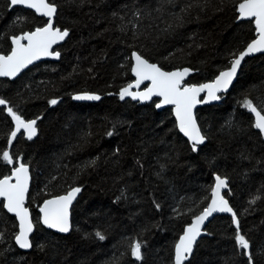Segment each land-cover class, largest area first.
Returning a JSON list of instances; mask_svg holds the SVG:
<instances>
[{"label": "trees", "instance_id": "1", "mask_svg": "<svg viewBox=\"0 0 264 264\" xmlns=\"http://www.w3.org/2000/svg\"><path fill=\"white\" fill-rule=\"evenodd\" d=\"M49 2L57 5L55 26L69 30L55 48L60 59L0 78V98L8 102L0 107V179L20 163L29 166L25 204L35 225L31 249L21 251L14 243L17 221L0 202V264H173L174 246L207 206L214 175L227 179L224 196L250 241L252 264H264V136L245 106L251 100L264 108V54L244 58L224 98L196 110L206 137L196 151L170 108L157 111L154 100L141 105L119 95L133 80V51L166 71L191 69L185 84L211 81L255 37L252 20H237L241 0ZM8 3L0 0L2 55L12 37L46 23ZM85 92L101 99L72 100ZM8 107L24 120L39 117L33 139L20 133L8 147ZM4 150L13 163L2 159ZM74 187L81 191L70 232L41 226V203ZM97 231L106 238L99 240ZM205 231L185 264H249L231 217L216 216ZM134 242L142 244V260L131 256Z\"/></svg>", "mask_w": 264, "mask_h": 264}, {"label": "snow or ice", "instance_id": "2", "mask_svg": "<svg viewBox=\"0 0 264 264\" xmlns=\"http://www.w3.org/2000/svg\"><path fill=\"white\" fill-rule=\"evenodd\" d=\"M10 5H23L35 9L37 13L49 19L44 27H38L32 32L24 33L22 36L12 37L15 46L11 53L7 56L0 54V76H15L22 68L41 56L54 55L59 57V52H52L50 49L57 41H62L69 35L68 29L61 30L59 27H54L52 18L57 13V5L54 2H49V0H10ZM237 11L239 13L238 19H249L254 22L257 36L247 45L244 51L240 52L232 60L231 67L226 71L220 72L212 83L199 86H184L182 88L181 82L190 72V69L185 68L182 71L165 72L156 64L149 63L140 54L136 52L132 53L135 59L132 71L137 77L135 81L136 86L138 87L144 80H150L151 86L146 88L145 91L137 93L130 91L132 87L130 84L127 88L121 90L120 99L123 100L126 96H131L133 99L138 98L141 101H146L151 99L153 95H158L163 97V99L160 103L156 104L157 108H160L162 104L175 105L179 129L192 142L193 151H196L197 146L204 143L206 139L201 133V129L197 125L192 111L196 104L204 102L197 99L199 93L207 89V99H220L216 93L228 88L245 56L252 53L264 52V0H241L238 3ZM22 39H26L27 44H22L20 42ZM73 99L99 100L100 96L86 93L76 95ZM7 103L6 100L0 98V105H7ZM50 103L55 105L57 100L53 99ZM245 106L255 114L254 127L264 135V114H262L264 108L258 110L251 100H246ZM7 112L15 121V130L11 133L12 138H15L21 129L25 130L28 139H32L37 135L36 120H24L11 107L7 108ZM113 134V132L108 133L109 136ZM2 159L9 164L13 163V157L8 150L2 152ZM13 177L15 178V183H11ZM215 179L216 184L212 189L211 204L200 215L195 217L193 223L188 225L184 230V234L180 236L179 241L175 244L174 264H185L190 259L197 238L201 235V226L214 212L232 213L233 222L237 225L236 243L246 250L249 264H252V255L247 251L250 248V241L240 234L236 213L228 205V201L220 195V190L228 186L227 179L220 176H216ZM28 181L29 169L24 163H20L18 167H14L11 176H5L3 179H0V197L5 199L3 206L9 212L14 213L19 219V232L15 235L14 239L16 244L22 249H30L32 247L29 234L33 231V224L29 215V209L24 206L28 191ZM80 191L79 187L73 188L67 195L45 200L43 207L40 208V211L43 213V223L49 228L57 229L59 232L68 233L71 228L69 206ZM156 207L159 208V205L157 204ZM95 235L101 241L106 238L100 231H97ZM141 249V242H134L131 245V256L138 261L143 258Z\"/></svg>", "mask_w": 264, "mask_h": 264}, {"label": "water", "instance_id": "3", "mask_svg": "<svg viewBox=\"0 0 264 264\" xmlns=\"http://www.w3.org/2000/svg\"><path fill=\"white\" fill-rule=\"evenodd\" d=\"M8 4H9V9H11V8H14V7H20V8H23V9H26V10H30V11H32L34 14H35V16H38V17H43V18H45V20H46V23H45V25L47 24V22H48V17H46V16H43L42 14H40V13H37L36 11H35V9H31V8H28V7H26V6H23V5H16V6H11L10 5V0H8ZM237 8H238V5H237ZM237 8H236V12H237V20L238 21H243V20H249V19H238V16H239V13H238V11H237ZM56 15V14H55ZM53 19V24H54V27H56L55 26V16L52 18ZM45 25H43V26H41V27H44ZM253 26H254V28H255V25H254V22H253ZM36 28H34V30H35ZM34 30H32V31H34ZM32 31H28V32H32ZM25 33H27V32H25ZM254 34H255V37L253 38V39H255L256 38V36H257V33H256V31L254 30V32H253ZM24 34V33H23ZM22 34V35H23ZM22 35H20V36H22ZM68 37V36H67ZM67 37H65V39L64 40H62V41H57L55 44H53L52 45V47H51V49H50V51H52V52H58V51H56L55 50V48L57 47V46H60L61 44H63L64 43V41L66 40V38ZM252 39V40H253ZM251 40V41H252ZM250 41V42H251ZM22 44H27V40L26 39H22L21 41H20ZM249 42V43H250ZM248 43V44H249ZM247 44V45H248ZM247 45H245V47L243 48V50L242 51H244L245 49H246V47H247ZM15 45L13 44V41L11 42V49H10V51L5 55V56H7V55H9L10 53H11V51H12V49H13V47H14ZM241 51V52H242ZM133 52H136V51H133ZM133 52H131V76H132V78H133V80H132V82H130L129 84H127L126 86H124L123 88H127L128 87V85H132V87H131V89H130V91L131 92H143V91H145V89L146 88H148V87H150L151 86V81L150 80H144V81H142L141 83H140V85L137 87L136 86V83H135V81H136V79H137V77H136V74L132 71V68H133V66L135 65V59L133 58V56H132V53ZM137 53V52H136ZM258 54H264V52H257V53H252V54H249V55H247V56H245V58H249V57H251L252 58V56H255V55H258ZM239 54H237L236 56H238ZM144 58V57H143ZM60 59V55H59V57H56V56H54V55H49V56H41L39 59H36V60H33V62L31 63V64H28L26 67H24V68H22L15 76H0V78H6V79H9V80H13V79H15V78H17L20 74H22L23 72H25L28 68H30V67H32V66H34V65H36L37 63H39V62H42V61H58ZM232 62V61H231ZM243 62H244V59L241 61V65H240V67L242 66V64H243ZM149 63H151V62H149ZM152 64H156V63H152ZM157 65V64H156ZM158 66V65H157ZM159 67V66H158ZM231 67V63H230V65L226 68V69H224V70H222V71H226V70H228L229 68ZM240 67L237 69V73H236V76L233 78V80H232V82H231V84L228 86V88L226 89V90H224V89H222V90H220V91H218L217 93H216V95L217 96H219L220 97V99H218V100H211V99H207V97H208V90L207 89H205L203 92H200L199 93V95L197 96V99L198 100H202V101H204L203 103H198V104H196L195 105V107L192 109V111H193V115L195 116V119H196V110L198 109V108H200V107H203V106H207V105H213V104H217V103H219L223 98H224V95L226 94V93H228L229 92V90L231 89V87H232V84L235 82V80H236V78H237V75H238V73H239V70H240ZM186 68V67H185ZM185 68H181V69H174V70H170V71H166V70H163L162 68V70L163 71H165V72H174V71H182L183 69H185ZM187 69H189V68H187ZM221 71V72H222ZM192 73H193V71L190 69V72L183 78V80H182V82H181V87L183 88L184 86H192V85H189V84H185V82L189 79V77L192 75ZM220 74V72H218V74L211 80V81H207V82H205V83H202V84H209V83H212L215 79H216V77L218 76ZM202 84H193V85H195V86H199V85H202ZM122 88V89H123ZM121 89V90H122ZM121 90H120V92H121ZM120 92H119V95H120ZM82 94H86V92L85 93H78V94H74L73 96H72V100L74 101V102H83V103H92V102H98L100 99H101V96L100 95H98V94H95V95H98V96H100V99L99 100H75V99H73V97L74 96H76V95H82ZM87 94H94V93H87ZM125 99H129V100H131V102H137L138 104H147V103H151L153 100L155 101V108H156V110L157 111H160V110H164L165 108H170L171 109V113H172V116H173V118H174V120H175V123H176V127H177V130H178V132L188 141V143L192 146V142L188 139V137L187 136H185L184 135V133L183 132H181L180 131V129H179V126H178V120H177V117H176V114H175V105H173V104H162L161 105V107L160 108H157L156 107V104H158V103H160L161 102V100L163 99V97H160V96H158V95H153L152 97H151V99H149V100H146V101H141V100H139L138 98L137 99H133L131 96H126L125 98H124V100ZM3 106H5V105H0V107H3ZM249 110V109H248ZM250 113H251V115H252V117H253V120H254V122L253 123H255V120H256V117H255V114L253 113V112H251L250 111ZM31 120H36V121H38L39 119H31ZM27 121V120H26ZM196 122H197V119H196ZM36 125H37V123H36ZM197 125H198V122H197ZM199 126V125H198ZM15 130V121L13 120V128H12V131L10 132V135H9V138H8V147H11V144L15 141V139L17 138V136L20 134V133H24V135H25V137L26 138H28L27 137V133L25 132V130H23V129H21L20 130V132H18L17 133V135H16V137L15 138H12L11 137V133L13 132ZM202 133V132H201ZM264 136V135H263ZM35 137V136H34ZM33 137V138H34ZM32 138V139H33ZM9 141H11V143H9ZM205 141H206V139H205ZM205 141H204V143H205ZM204 143H202V144H199L198 146H200V145H203ZM19 166V165H18ZM18 166H16V167H18ZM28 166V165H27ZM28 169H29V181H28V191H27V193H26V195H28V193H29V190H30V186H31V173H30V168H29V166H28ZM13 170V169H12ZM11 174H12V171L10 172V174L8 175V176H11ZM4 178V177H3ZM3 178H1V179H3ZM216 175H214V183H213V187L215 186V184H216ZM16 181H15V178L13 177V179L11 180V183H15ZM74 188H77V187H74ZM73 189V188H72ZM72 189H70L69 191H71ZM211 189H213V188H211ZM227 189H228V186H227V188H222L221 190H220V195L221 196H223L224 197V199H226L225 198V196H224V193L227 191ZM68 191V192H69ZM67 192V193H68ZM67 193H65V194H62V195H58V196H64V195H67ZM80 193V192H79ZM79 193H77L76 194V197H75V199L72 201V203H71V205L69 206V221H70V225H71V227H72V222H71V209H72V206H73V204L75 203V201H76V199L78 198V196H79ZM58 196H54V197H58ZM54 197H50V198H48V199H45V200H50V199H53ZM26 199H27V196L25 197V202H24V206L26 207ZM44 200V201H45ZM227 200V199H226ZM44 201L41 203V205H40V207L38 208V212H39V222H40V224H41V226H43L45 229H47V230H50V231H52V233L53 232H55V233H57V234H61V235H66V234H68V233H62V232H59L57 229H53V228H49L47 225H45L44 223H43V213L40 211V208L41 207H43V204H44ZM0 202H2V204L4 205V203H5V199L3 198V197H0ZM208 203H207V206L206 207H208L210 204H211V202H212V192H211V196H210V199H209V201H207ZM228 205L230 206V204H229V202H228ZM205 207V208H206ZM231 207V206H230ZM3 208H4V210L9 214V215H11V216H14L15 217V219H16V221H17V233L19 232V219H18V217L14 214V213H11V212H9L4 206H3ZM27 208V207H26ZM204 208V209H205ZM232 208V207H231ZM203 209V210H204ZM203 210L200 212V213H198V214H196V216H198V215H200L202 212H203ZM233 212H234V210H233ZM29 215H30V218H31V220H32V216H31V212H30V210H29ZM222 216V215H224V216H229V217H231V220H232V224H233V226L235 227V228H237V225L233 222V217H232V213H229V212H214L210 217H208L205 221H204V224L201 226V235L197 238V241H196V243L198 242V240L199 239H201L202 237H204L205 235H206V231H205V228L207 227V225H208V223L213 219V218H215L216 216ZM196 216H194L192 219H191V221H190V223L188 224V225H190V224H192L193 223V220L195 219V217ZM237 218V217H236ZM32 224H33V231L29 234V239H30V241H31V239H32V236H33V234H34V231H35V225H34V223H33V220H32ZM188 225L186 226V227H184V230L188 227ZM70 230H71V228H70ZM184 230H183V232H182V234L181 235H183L184 234ZM70 232V231H69ZM16 233V234H17ZM15 234V235H16ZM180 235V236H181ZM180 236H179V238H180ZM179 238H178V240H177V242L179 241ZM176 242V243H177ZM14 243H15V245L17 246V248H19L21 251H24V252H26V251H29L30 249H22V248H20L17 244H16V242H15V239H14ZM195 243V244H196ZM195 246V245H194ZM174 258H175V246H174V253H173V264H174Z\"/></svg>", "mask_w": 264, "mask_h": 264}]
</instances>
